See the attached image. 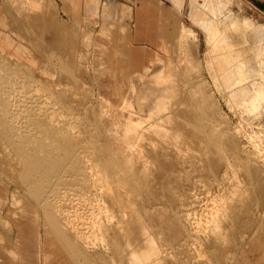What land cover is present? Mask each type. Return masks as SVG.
I'll list each match as a JSON object with an SVG mask.
<instances>
[{"label": "rangeland", "instance_id": "1", "mask_svg": "<svg viewBox=\"0 0 264 264\" xmlns=\"http://www.w3.org/2000/svg\"><path fill=\"white\" fill-rule=\"evenodd\" d=\"M98 1L129 5L131 28L140 15L150 49L168 18L185 23L181 47L111 99L104 85L120 78L105 76L87 48L79 82L53 70L49 116L35 109L21 131L1 117L19 157L15 203L39 206L91 261L171 264L191 249V264H225L258 229L264 202V0H201L193 25L170 0ZM42 2L75 26L69 0ZM203 16L214 30L199 25ZM32 76L0 56L1 100L49 96Z\"/></svg>", "mask_w": 264, "mask_h": 264}, {"label": "crops", "instance_id": "2", "mask_svg": "<svg viewBox=\"0 0 264 264\" xmlns=\"http://www.w3.org/2000/svg\"><path fill=\"white\" fill-rule=\"evenodd\" d=\"M170 1L173 9L185 14L192 24V8L201 0ZM69 2L76 15L75 26L70 30L65 23L48 15L42 0H0V56L34 69L51 66L65 80L75 83L79 82L75 76L81 73L91 48L100 57L97 63L105 65L103 74L120 78L114 80L113 86L104 82L108 95L102 97L111 99L122 96L123 87L131 86L154 64L176 54L183 30L188 27L168 18L159 39L152 43L155 48L150 49L142 36L140 15L135 19L134 29L128 25L133 18L129 5L116 7L98 0H84L81 6L79 0ZM222 5L224 8L225 2ZM80 8L83 12L78 16ZM199 25L208 31L215 29L213 20L207 16L200 19ZM96 26L100 38L92 33V27ZM10 144L11 140L0 133V264H106L105 259L98 257L91 261L75 251L53 222L43 216L39 206L15 203L10 180L19 157ZM143 258L146 261L147 255ZM190 258L192 250L187 249L183 261L170 258L169 262L191 264ZM225 264H264V202L258 229Z\"/></svg>", "mask_w": 264, "mask_h": 264}, {"label": "bare ground", "instance_id": "3", "mask_svg": "<svg viewBox=\"0 0 264 264\" xmlns=\"http://www.w3.org/2000/svg\"><path fill=\"white\" fill-rule=\"evenodd\" d=\"M21 65L23 66L24 69L28 70L32 75H34V76H32V79H31L32 81L38 82L39 79L40 80L44 79L45 84L40 85V87H44L48 91L47 93L49 96H23L22 98H12V97L7 96L4 99L5 101L1 100V98H0V118L1 117L4 118L8 122V124L12 127L11 130H16V131H21L26 126L27 117H28L29 113H32L34 116H36L34 114L35 109H39V111L42 112V114L44 116H49V114L44 113L42 106H45L46 102H49V100L53 99V67L46 66L44 69L40 70L37 68L36 69L30 68V67L25 66L23 64H21ZM134 90H135V87H134ZM62 112H63V110H62ZM73 138H71V139H73ZM102 142H103V140H102ZM106 148H107V146H106ZM87 160H89V159H87Z\"/></svg>", "mask_w": 264, "mask_h": 264}]
</instances>
